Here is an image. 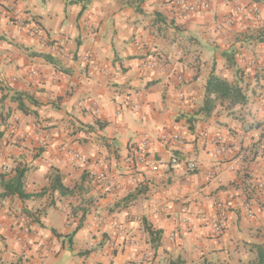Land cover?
<instances>
[{"label": "crops", "instance_id": "0c3cea01", "mask_svg": "<svg viewBox=\"0 0 264 264\" xmlns=\"http://www.w3.org/2000/svg\"><path fill=\"white\" fill-rule=\"evenodd\" d=\"M175 1L0 0V264L253 260L264 243V0H238L257 19L234 0H183L209 4L188 14ZM151 56L163 65L144 68ZM211 73L246 102L204 115ZM19 172L28 197L4 195ZM54 174L71 193L50 187ZM147 227L160 231L153 242Z\"/></svg>", "mask_w": 264, "mask_h": 264}, {"label": "trees", "instance_id": "16d2710c", "mask_svg": "<svg viewBox=\"0 0 264 264\" xmlns=\"http://www.w3.org/2000/svg\"><path fill=\"white\" fill-rule=\"evenodd\" d=\"M66 4H81V10H84L87 5L93 0H64ZM247 98L243 93L242 87L237 83H232L227 81L224 78H221L214 73H211L205 84V99L204 104L201 108V112L204 115H209L217 102L223 103L224 101L228 102L230 105L233 104H242L246 102ZM19 107L27 112V109L24 108L21 104ZM23 173L19 172L16 177L5 186L4 195L16 194L19 197L25 198L28 197L23 190ZM52 189L58 190L60 195H66L72 192V190L64 186L58 177L57 174L51 176ZM149 234L151 236L152 242L157 239L160 235V231H152L147 227ZM252 250L254 251V258L246 262L245 264H264V243L258 242L251 245ZM168 264H183L179 259L170 260Z\"/></svg>", "mask_w": 264, "mask_h": 264}, {"label": "built area", "instance_id": "2783aa9c", "mask_svg": "<svg viewBox=\"0 0 264 264\" xmlns=\"http://www.w3.org/2000/svg\"><path fill=\"white\" fill-rule=\"evenodd\" d=\"M175 6L179 8L180 12L185 13V14L198 13V12L205 11L209 8V4L206 1H202L198 4H190L183 0H176ZM234 11L238 13L240 16L245 17V18L252 17L254 19H257V17L259 16V9L256 6L251 5V4L241 5L238 2V0H234ZM17 24L22 25V22L18 20ZM163 62H164L163 58L159 56H151L142 64V66L148 70H153L157 66L163 65ZM170 137L176 141L179 140V136L177 134L171 135ZM62 149L65 150V152L70 156L71 159L79 160V161L82 160L81 155L74 149L68 146H63ZM146 149H147V143L143 142L142 145L137 150V158L140 162H144L145 160L146 152H147ZM170 161L173 164L178 163V159L174 155L170 156ZM186 166L189 170H194L196 168V163L193 160L189 159L186 161ZM258 187L263 188L264 183L259 182ZM216 206H217V213L210 219V225H211V229L213 230V232L221 233L226 227L227 213L222 204L217 203ZM243 208H244L245 214L250 216L251 215V202L246 200L243 204Z\"/></svg>", "mask_w": 264, "mask_h": 264}]
</instances>
